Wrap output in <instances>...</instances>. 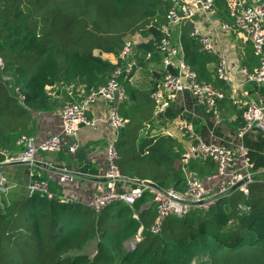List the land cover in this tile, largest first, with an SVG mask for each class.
I'll return each mask as SVG.
<instances>
[{
    "label": "trees",
    "instance_id": "1",
    "mask_svg": "<svg viewBox=\"0 0 264 264\" xmlns=\"http://www.w3.org/2000/svg\"><path fill=\"white\" fill-rule=\"evenodd\" d=\"M169 5L170 0H0V161L1 151L22 149L17 139L33 136L42 115L67 101L54 99L47 87L65 90L80 83L86 90L96 89L117 67L126 68L135 60L146 68L154 57L159 59ZM180 26L189 31L188 24ZM135 34L149 39L135 43L122 58L123 43ZM178 45L199 79L215 87L222 82L211 78L207 65L216 58L200 49L197 37L185 32ZM163 73L143 70L140 82H123L127 97L119 112L126 121L114 140L116 164L123 178L182 189L183 144L169 134L149 136L151 126L141 134L153 120L150 92ZM64 90L59 94L69 100ZM70 141L64 137L56 152L58 167L74 161L79 177L102 176L106 164L100 173L90 159L74 160L77 149L68 150ZM243 142L254 169L264 167V133L249 131ZM186 167L200 178L216 170L214 163L201 159ZM32 172V179L47 182L52 197L37 191L23 197L0 191V264H264L263 181L251 182L248 194L235 190L220 197L205 212L192 209L165 217L160 231L152 233L148 228L153 208L115 202L96 212L86 205L94 188L82 201L65 203L60 199L73 182H58L41 162ZM238 203L248 209H238ZM139 227L141 239L127 245Z\"/></svg>",
    "mask_w": 264,
    "mask_h": 264
},
{
    "label": "built area",
    "instance_id": "2",
    "mask_svg": "<svg viewBox=\"0 0 264 264\" xmlns=\"http://www.w3.org/2000/svg\"><path fill=\"white\" fill-rule=\"evenodd\" d=\"M216 0H170V5L165 14V22L162 27L166 33L157 47L161 55V63L164 68L162 77L158 80L156 88L150 92V99L154 102V116L156 118L164 113L171 104L178 103V116L166 124L172 126L183 138L182 161L185 174V185L178 189L174 185L160 187L149 181H137L123 178L116 164L118 157L114 143L117 132L124 126L119 108L126 99L124 81H131L133 76L132 60L126 68L117 67L112 72L106 83L96 89L86 90L80 83L70 84L67 87L70 97L59 111L60 131L45 136L41 142H37L33 136L21 135L17 144L23 146L15 153L1 151L4 158L1 163L22 162L28 166L29 182L28 194L37 191L50 199L52 193L48 190L47 182L32 179V168L41 161L37 159L40 151L57 152L61 149L63 138L71 139L68 150L74 152L79 146L78 129L81 125L94 127L98 118L88 117L92 105L103 100L107 105L106 121L112 128V138L105 148L106 170L98 178L94 190L86 199V205L98 212L105 206L122 202L132 207L144 195H148L154 208L155 217L149 226V231H160L165 217L183 216L192 209L202 212L207 211L222 196L229 195L238 190L244 194L249 192V184L254 181H263L264 176L258 175L254 170L253 162L249 155V149L243 143V137L249 131L264 133V99L248 100L241 105L242 126L237 130L228 144L222 142L214 135V128L221 124V113L217 108V102L224 98L222 89L212 83L199 79L197 73L183 60L178 43L171 40L168 29L170 27L188 24L189 35L197 37L200 49L206 53L217 54L215 76L218 80L227 81L229 75L226 57L218 53L212 36L201 34L197 26V17L209 18L215 13ZM227 14L231 23L220 22L219 28L229 31L231 29L241 32L252 45L253 55L257 58V65L252 71L242 69L245 81L253 82L264 87V0H224ZM140 42L139 35L135 34L126 40L120 50L122 58L131 54L133 45ZM150 52L145 53V58L150 57ZM2 62L0 59V66ZM171 66V70L166 67ZM122 76L123 80H119ZM188 93L192 99L189 106L183 99L184 93ZM209 118L212 127L209 128V139L204 140L195 129L193 119ZM164 134L170 132L165 129ZM170 135V134H169ZM194 159L209 160L215 164V172L204 178L197 177L187 170L186 164ZM43 164H45L43 162ZM46 165V164H45ZM50 168L53 176L62 184H70L76 177V172L63 167L45 166ZM262 177V178H261ZM7 178L0 172V185H4ZM134 184L133 186H130ZM68 189L61 197V201L72 203L73 198L68 195ZM238 209L246 210L247 205L238 203ZM132 216L137 218V212ZM139 227L135 236L127 244L134 245L141 239Z\"/></svg>",
    "mask_w": 264,
    "mask_h": 264
},
{
    "label": "crops",
    "instance_id": "3",
    "mask_svg": "<svg viewBox=\"0 0 264 264\" xmlns=\"http://www.w3.org/2000/svg\"><path fill=\"white\" fill-rule=\"evenodd\" d=\"M226 10L227 8L225 1L216 0L215 13L213 15H210L209 18L198 16L196 19L199 32L201 34H207L212 36L218 53L223 54L228 62V80L222 81L220 82V84L216 85L219 89L223 90L224 98L217 102V108L221 113L222 120L220 126L214 128V135L218 137V139L222 142L228 144V141H230L232 137L236 136V132L242 123L240 113L242 103L248 100L264 99V87L257 85L253 82L245 81V75L242 69L252 71L257 65V58L253 55L252 45L250 41L247 40L241 32L234 29L226 31L219 28L220 22L231 23V19L228 16ZM189 31L185 30L181 26L170 27L168 29L169 36L171 40L175 43L180 42L181 37L184 35L185 32H187L189 35ZM148 39L149 38L147 37L139 35V43L146 42ZM211 55H213L216 60L213 63H209L207 67L211 73V78H214L216 77L214 70L216 62L218 60V56L217 54ZM159 56V59H156V57H154L153 61L149 62L146 68L137 65L134 60V63L131 64V67L133 68V76L131 81H135L136 83L140 82L143 70H147L150 73L151 71H164L160 59L161 55L159 54ZM109 58L113 59V57L111 56H109ZM59 87L60 86L55 85L47 87L46 89L49 90V93L54 97V99H57L62 103V100L65 99L66 101V99L68 100V98L63 97L62 94L64 89H60ZM64 91L66 96L69 97L67 89H65ZM59 92H62V94L60 95ZM59 97L61 98L59 99ZM182 101L185 102L187 106H189L192 102V99L190 95L185 92L183 95V99H180L179 102L181 103ZM177 104L178 103H176V105ZM176 105L171 104L170 107L157 118L156 116H153V120L142 128L141 134H145L149 126L153 128L154 126L161 124L165 126L164 129H167L170 132L169 134L171 136L178 139L184 145L183 138L178 133V131H176L172 124H166V122H171L175 118H177L179 108ZM60 107L61 106L56 105L54 112L44 114L39 119L38 129L33 135L37 142H41L48 134L58 133L60 131ZM87 115L88 117L98 118L99 120L94 127H87L84 125H81L79 127V146L77 150L73 153L72 157L74 158V160L83 157L90 159L91 162L95 163L99 172L102 173L106 164V144L110 140V138H112V132L110 130L109 123L105 119L107 117L106 102L103 100H99L94 103ZM193 123L195 129L201 134L203 139L208 140L209 128L212 127L209 118H206V120L201 118H194ZM164 131L161 132L163 133ZM154 135H156V133H151L149 131V136ZM37 159L40 160L41 163L44 162L48 166H59V161L57 160L56 152L40 151L37 156ZM64 165L62 166L63 168L74 172H76L75 167L78 166L76 163H74V161H72L68 165ZM27 168L28 166L25 163L20 162L12 164H0V172L4 174L7 178L6 187L2 185L4 187L3 193L7 192L6 195H12L16 197H23L28 195L27 184L29 182V176L27 174ZM254 170H256L258 175H261L262 177L264 176L263 166ZM77 174L73 183L71 185H68L67 189L69 192L67 194L73 198V201H82L84 198L80 199V197H86L88 193L93 188H95L99 178H82L79 177ZM133 185L134 184L131 183L130 186ZM137 203L139 204V210L144 208H153L150 203L149 197L145 195Z\"/></svg>",
    "mask_w": 264,
    "mask_h": 264
},
{
    "label": "rangeland",
    "instance_id": "4",
    "mask_svg": "<svg viewBox=\"0 0 264 264\" xmlns=\"http://www.w3.org/2000/svg\"><path fill=\"white\" fill-rule=\"evenodd\" d=\"M164 127H165L164 125L158 124V125L154 126L153 128H151L150 132L159 134L161 131L165 130ZM145 196H148V195H145Z\"/></svg>",
    "mask_w": 264,
    "mask_h": 264
},
{
    "label": "water",
    "instance_id": "5",
    "mask_svg": "<svg viewBox=\"0 0 264 264\" xmlns=\"http://www.w3.org/2000/svg\"><path fill=\"white\" fill-rule=\"evenodd\" d=\"M166 69H167V70H171L172 67H171V66H167ZM18 163H19V162H18ZM20 163H22V162H20ZM41 164L44 165V166H46V165L43 164V163H41ZM0 191L4 192V187H3L2 185H0Z\"/></svg>",
    "mask_w": 264,
    "mask_h": 264
}]
</instances>
